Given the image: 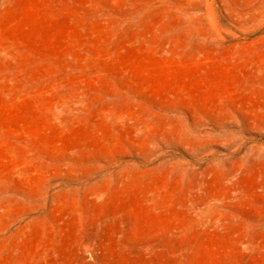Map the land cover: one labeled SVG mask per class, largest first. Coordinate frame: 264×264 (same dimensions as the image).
Wrapping results in <instances>:
<instances>
[{"label": "rangeland", "instance_id": "obj_1", "mask_svg": "<svg viewBox=\"0 0 264 264\" xmlns=\"http://www.w3.org/2000/svg\"><path fill=\"white\" fill-rule=\"evenodd\" d=\"M0 264H264V0H0Z\"/></svg>", "mask_w": 264, "mask_h": 264}]
</instances>
